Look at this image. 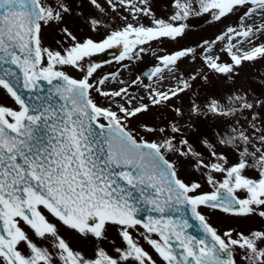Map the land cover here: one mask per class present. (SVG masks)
<instances>
[{
    "label": "snow or ice",
    "instance_id": "6c2138e0",
    "mask_svg": "<svg viewBox=\"0 0 264 264\" xmlns=\"http://www.w3.org/2000/svg\"><path fill=\"white\" fill-rule=\"evenodd\" d=\"M105 2L112 11L122 7L134 22L122 17L123 27L111 30L100 42L77 41L68 28H62L74 43L59 51L45 47L41 33L43 27L59 25L71 14L69 0H0V62L22 71L25 89L35 90L41 81L49 85L63 81L53 85L49 96L55 94L64 101L59 108L50 103L29 104L8 79L16 75L14 69L0 68V87L19 105L14 110L0 104V264H156L133 235L138 226L162 264H237V250L242 264H264V229L247 234L229 229L220 234L200 211L203 207L264 220V99L249 98L248 92H233L225 102L210 96L200 104L193 98L189 117L222 116L232 122L211 139L200 136L193 142L190 136L197 132L196 126L185 119L180 107H172L173 119L163 126L140 125L143 133L155 139L143 135L138 139L139 133L128 128V120L147 113L150 107H167L173 98L190 91L198 76L205 83L208 77L199 71L188 79L177 77L176 86L167 91L146 85L150 103L132 106L135 98L128 97L113 111L98 106L90 90L122 99L128 90L101 91L90 83L101 65H90L82 79L58 69L80 67L86 57L117 46L123 48L118 61L139 59L146 51L144 45L181 38L187 27L183 21L194 14V4L216 20L243 8V21L256 16L264 19V0H174L175 12L167 20L155 17L149 0ZM88 3L105 13L98 0ZM141 16L151 18V26L140 23ZM88 22L93 29L102 26L95 17ZM230 33L243 37L240 43L254 44V37L264 35V24L242 25L240 31L229 27L218 39ZM234 48L229 43L226 49L231 63L206 55L207 68L231 80L244 62L264 58V44L249 50ZM195 51L184 48L157 56L159 63L149 79L165 69L173 71L184 58L194 59ZM108 79L105 76L97 83L103 85ZM101 118L106 123H100ZM222 148L236 159L230 161ZM169 154L189 161L212 190L201 192L199 181L180 178L177 162L168 159ZM250 171L257 175L249 176ZM144 205L157 215L140 218ZM185 209L198 221L202 237L188 232L193 225L181 214ZM110 227L117 231L119 246L109 239ZM61 228L90 244L92 255L74 248ZM153 234L158 238H152ZM105 242L112 245V252L103 246Z\"/></svg>",
    "mask_w": 264,
    "mask_h": 264
},
{
    "label": "rangeland",
    "instance_id": "374dc122",
    "mask_svg": "<svg viewBox=\"0 0 264 264\" xmlns=\"http://www.w3.org/2000/svg\"><path fill=\"white\" fill-rule=\"evenodd\" d=\"M98 2L105 9L104 14H100L96 8L88 3V0H69V5L72 10L71 14L66 15L64 21L59 25L50 24L43 27V30L45 31L44 40L42 42L43 45L52 50L59 51L71 47L74 42L61 31V29L65 27L68 28L72 35L77 38V41L82 42L84 39L90 38L96 42H100L106 38L111 30H118L123 27L124 21L122 20V17L128 16L129 22H134L132 21L131 16L128 15V12L122 7H118L116 11H112L105 0H98ZM173 3L174 0H149V6L155 14V17L158 19L163 18L165 20L175 12ZM193 11L194 14L192 15H195L197 12L201 13L198 5L195 4L193 6ZM244 11L245 9L241 8L219 20H216L212 13H209L208 20L201 26H194L190 24L187 19L183 21L187 27L181 38H178L175 41L169 39L152 41L150 44L143 46L146 51L139 54V59H126L124 61L117 60L112 64L101 65V67H99L90 77V80L95 84L96 88H100L101 91L109 92L121 88H127L128 91L127 94L122 93V96L124 97L122 99L103 97L94 88V90L91 91V95L93 96L95 103L101 107H109L113 111H118V105L124 104L125 99L128 97L135 98L132 106H135L137 103H150L146 85L151 84L152 88L157 91H167L169 88L176 86L178 83L177 77L188 79L191 75H194L199 71L202 75L208 77L207 83L204 82L201 76H198L195 81L191 82L192 89L180 94L177 98H173L168 102L167 107H150V110L147 113L132 118L126 123L128 128L132 130L134 134L139 133L137 136L138 139L140 135H143L145 139H155L156 137L143 133L140 129V125L142 123H148L153 126H163L167 121L173 119V113L170 109L172 107H180L185 113V119H190L197 129V132L194 135H191L190 139L193 142H195L200 136H206L211 139L215 132H221L232 121L230 118L222 116L217 121H213L211 115L201 118L189 117L188 109L193 98L200 104H203V102L210 96L225 102V97L231 95L233 92H248L250 93L249 98L254 95L264 99V58L251 62H244L241 66L235 69L237 74L234 75L231 80L223 75L210 71L204 62V57L206 55H212L213 57L218 56L219 61L222 63H231L230 55L226 51L229 43L236 45V48H234L233 51L249 50L255 45L264 44V35L260 34L253 38L254 44H248L247 42L240 43L244 38L235 37L234 33L226 35L223 40L218 39V37L227 32L229 27H233L237 29V31H240L242 25L243 27H255L264 24V19L259 16H256L253 19L245 18V20L242 21L240 17L243 15ZM91 17L100 19L102 21V26L93 29L88 22ZM139 22L145 26H151V18L149 17L141 16ZM61 32L64 34V39L59 42L57 37ZM231 37L235 38L230 39ZM65 39L68 41L66 44L64 43ZM205 42L208 43L205 44ZM184 48H194L196 50L194 54L195 58L193 59L191 56L184 58L178 62L173 71L170 72L165 69L161 75L153 76L151 79L139 77V71L146 65L153 64L157 66V56L171 54ZM209 48L211 51H208ZM94 64H96V61L94 57L91 56L86 57L81 61L80 67L58 66V69L64 71L69 76L78 77L82 76L84 70H87L90 65ZM107 72H110V74ZM105 74L109 75V79L105 81L103 85L98 84L97 82L105 77ZM133 81H136V83H133ZM5 94L7 93L1 92L0 96ZM193 94H195V96ZM5 97L7 100H10V97ZM261 113L264 115V109L261 110ZM245 115H247V113H245ZM101 120L103 121V119ZM221 151H224L230 161L236 159L231 151L223 148ZM168 158L177 162L179 175L187 177L189 181H201L199 173L192 169L189 161L172 154H169ZM248 175L255 177L257 173L255 171H250ZM221 179L222 177L218 180ZM205 188H209V186L206 185ZM212 215L214 225L221 233L227 231L229 227H233L237 232H243L245 234L251 230L264 229V220H261L258 216L241 218L225 214L219 210L212 212ZM72 233L74 232H70L68 240L74 248H79L80 244L78 236L74 237ZM109 235L113 236L114 234L113 232H110ZM116 244L118 246V243ZM108 248L112 249V245L109 244ZM239 252L240 250H237V264H242Z\"/></svg>",
    "mask_w": 264,
    "mask_h": 264
},
{
    "label": "water",
    "instance_id": "95a60500",
    "mask_svg": "<svg viewBox=\"0 0 264 264\" xmlns=\"http://www.w3.org/2000/svg\"><path fill=\"white\" fill-rule=\"evenodd\" d=\"M205 19H206V14H199L197 16H193L190 18L191 22L194 24H198L200 22H203ZM106 50L104 52L96 53V57H97L99 63L106 60L105 58L108 56V55L106 56ZM6 67H9V65H5L2 62H0V68H6ZM149 70H151V68ZM15 73H16V75L13 76L14 82H11V80H10V78L12 76L8 77V79H9L10 83H12L14 86L17 84L18 91L26 99V101L29 104H35V105L39 106L41 104L50 103L54 107L59 108V106L64 103V101L61 100L58 95L53 94V95L49 96V91L53 88V85L58 84V83L62 84L63 81H53L52 85H49L46 81H41L40 86L37 89L30 90V89H25L22 87L23 77L21 75L20 70H18ZM37 95L40 96L42 99L39 101L35 100L34 97ZM97 131H100V130L97 129ZM149 208H150V206H148V205L143 206V210L139 214L140 218L146 220L148 215H157V213L151 212L149 210ZM171 214H175V213H171ZM181 214L184 215L185 218H188V219L190 218V219L195 221V219L192 218L190 215V210L185 209Z\"/></svg>",
    "mask_w": 264,
    "mask_h": 264
},
{
    "label": "flooded vegetation",
    "instance_id": "af4514ba",
    "mask_svg": "<svg viewBox=\"0 0 264 264\" xmlns=\"http://www.w3.org/2000/svg\"><path fill=\"white\" fill-rule=\"evenodd\" d=\"M44 36H45V31H44L43 28H42V33H41L42 42H43V40H44ZM66 43H67V42H66ZM76 77H77V76H76ZM3 100H4V99L2 98V99H1V102H2ZM9 103H10V106H9V107H12L14 110H18V106H19V105H17V104L14 103L13 101H12V102H9ZM1 104H2V103H1ZM6 104H8V102H7ZM221 177H222V176H220V175L217 174V177H216V178H217V179H220ZM182 178H183L186 182H189V179H188L187 177H182ZM199 178H200V180H201L200 183L202 184V187H203V189L201 190V192H209V191H211V190H212L211 186H209V185L206 183L204 177H203L200 173H199ZM206 185H208L209 188H206V189H205ZM239 195L242 196L243 194H242V193H239ZM201 209L204 211L203 213H204V215L207 217L208 222H209L213 227H215L212 212H216V211H213V210H210V209H207V208H203V207H202ZM215 228H216V227H215ZM216 229H217V228H216ZM229 229H233V227H229L227 230H229ZM217 230H218V229H217ZM26 231H28L27 228H26ZM110 232H113L114 235H113V236H112V235H109ZM143 232H144V229H143L142 227H139V226H138L136 232H134L133 235H134V237L138 240V242L141 244V246H143V247L145 248V250L148 251L149 254L153 257V260L156 261V264H162V262H161L159 256L157 255V253L154 252V249H153V248L147 243V241L143 238V236L140 235V233H143ZM218 232H219L220 234H223V233H221L219 230H218ZM61 234L64 235L66 239H68V238L70 237V231L67 230V229H64V228H61ZM72 234H73L74 237L77 236L75 233H72ZM29 235H30V236L32 235L31 232H29ZM108 236H109V239H110V240H115L116 243H118V246L120 245V239H119V237H118V235H117V231H116L115 227H110V228H109ZM152 238L155 239V238H158V237L155 236V235L153 234ZM33 239H36V238L33 237ZM37 241L40 242V243H42V242L39 241V240H37ZM78 241H79V244H80L79 249H82V250H83L87 255H89V256L92 255V247H91V245L82 242V241L80 240L79 237H78ZM103 246H104L106 249H108L109 252H112V249L108 248V247H109V243L105 242ZM22 250H24L23 247H22ZM236 259H238L237 255H236Z\"/></svg>",
    "mask_w": 264,
    "mask_h": 264
}]
</instances>
